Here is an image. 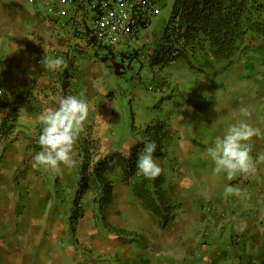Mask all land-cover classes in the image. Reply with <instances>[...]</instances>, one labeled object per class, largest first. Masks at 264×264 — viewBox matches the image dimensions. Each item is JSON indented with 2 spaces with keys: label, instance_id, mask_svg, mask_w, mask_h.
Listing matches in <instances>:
<instances>
[{
  "label": "crops",
  "instance_id": "0c3cea01",
  "mask_svg": "<svg viewBox=\"0 0 264 264\" xmlns=\"http://www.w3.org/2000/svg\"><path fill=\"white\" fill-rule=\"evenodd\" d=\"M259 1L263 11L257 23L258 31L250 33L235 53L238 67L229 79L230 83L238 79L235 87L241 93L230 100L225 89L220 93L219 84L206 80L203 93L197 92L186 100L168 124L163 121L172 135L165 157L159 163L167 177L166 186L179 205L176 216L182 217V229L190 235L187 241L180 245L173 242L167 225L178 226L175 219L165 226V232L159 233L161 236H151L153 223L146 220L157 221L141 207L120 175L116 178L111 221L138 235L144 233L139 236L146 239L144 264H159V258L161 264H264V164L257 165L254 174H238L228 180L224 174L213 176L214 164L206 153L214 138L237 119L260 129V134L250 141L252 155L264 152V0ZM23 2L0 0V128L3 123L14 125L7 132L0 129V264H96L117 247L129 248L123 252L128 256L134 251V242L124 244L105 231L91 202V193L82 199L83 218L71 229L70 201L78 187L82 162L79 143L75 145V166L61 165L59 170H50V176L44 177L43 173L49 169L33 167V157L41 146L36 141L26 142L17 132L21 108L27 111L35 103L42 113L45 108L55 106L60 96L77 95L72 84L79 77V70L81 73L77 59L84 49L77 39L85 43L75 24L65 22V18L58 19L56 0L49 1L46 14L29 11ZM24 20L33 27L29 29ZM43 46L50 56H63L68 67L54 72L43 68ZM127 47L128 51L121 55H139L137 50L128 53L132 48L130 44ZM243 72L246 74L242 77ZM225 81L228 83L227 78ZM92 94L91 97L88 92L81 95L89 101V109H94L100 117L112 109L103 100L95 103ZM207 95L213 98L211 102L203 98ZM241 104L248 109V116L234 117V111ZM204 107H207L206 115L200 120L199 113ZM14 109L17 110L15 118L11 117ZM219 116L223 124L211 127ZM153 121L161 120L145 125ZM191 132L196 141L190 138ZM93 134L98 141L97 159L114 152L128 155L143 140L141 134L134 133L122 147L121 141H109L103 151L105 138L99 126ZM194 162L203 166L199 169L202 172H196L192 167ZM226 185L239 186L242 191L246 190V196H226ZM223 232H230L229 242L221 241Z\"/></svg>",
  "mask_w": 264,
  "mask_h": 264
},
{
  "label": "rangeland",
  "instance_id": "374dc122",
  "mask_svg": "<svg viewBox=\"0 0 264 264\" xmlns=\"http://www.w3.org/2000/svg\"><path fill=\"white\" fill-rule=\"evenodd\" d=\"M18 1L21 0H12V2ZM24 1V8L29 11L38 10L46 14L50 0ZM174 2L175 0H158L155 4V11L150 18L149 26L146 29H140L136 39L130 42L123 41L118 47L117 52L119 55L112 59L117 64L122 63L121 53L123 54L128 51L129 48L127 44H130L132 48L128 53H132L134 50L139 52L138 56L129 57V59L125 61L126 64L120 68V74L118 75L115 74V69H112L113 62L111 59L108 60L107 63L101 61V58L107 54L105 48H100L99 46L88 48L86 43L80 38L77 39L80 46L84 47V49L83 54L79 55L77 59L81 73L79 70V77H77L75 83L72 84L74 93L81 96L84 92H88L90 97L91 94L94 93V96L92 94V100H95V103L103 100L112 107V109H109L107 113L103 114L101 117L94 109H90L88 119L83 129L92 128L95 132L97 126H99L101 134L105 138L103 141L104 144H102L103 151L107 149L106 144L109 141H121L120 147H122V143L127 141L129 136L134 133L135 136L139 135L140 128L146 127L145 123L149 121L161 120L168 124L169 119L177 115L178 108H180L186 100L197 92L203 93L202 86L206 80L212 82V84H219L221 86L220 93L225 89L227 92L226 96L230 100L236 98L237 95L241 93V91L235 87V84L238 83V79H236V81H231V83L229 80L233 77L234 73H236L235 68L238 67L235 54L228 60L212 61L209 59V50L208 52H206V50L198 52L196 59H191L190 63L181 58L164 68L158 66L151 67L149 65L148 49L153 47V43L162 36L170 19ZM24 23L30 27L29 29L33 27L32 23H27L25 20ZM31 33H33V31ZM146 38L149 40L148 42ZM149 51L152 52V49ZM95 52H97L98 56ZM84 74L85 77L83 76ZM240 74H244L242 75L243 77L246 72ZM213 77L216 80L214 79V81H211ZM226 78L228 83L225 81ZM239 78H241L240 75ZM61 82L64 83V79H62ZM91 90L94 91L91 92ZM108 94L109 96L107 97ZM203 98L208 99L209 102L213 99L208 95L203 96ZM206 111L207 107L202 108V112L199 113L200 120L206 115ZM40 114L41 112L35 103L30 105L27 111L25 110L23 113H18V121L16 123L17 132L18 134L21 133L20 135L24 137L26 142L36 141L37 144H39L38 137L42 128L38 119ZM187 116L190 115L187 114ZM189 136L193 141H196L192 132ZM16 141L17 140L12 142L16 143ZM207 159L208 157L206 156V160ZM193 165L192 167L196 169V172H202L199 171V169L203 166L197 165V162H194ZM1 168L2 164L0 163V169ZM39 172L41 173V169ZM43 176H50V170L43 173ZM79 179L80 176L78 175L77 184ZM76 190L77 187L75 188V191ZM75 191L72 193L73 195ZM128 200L129 199H127V201ZM70 202H72V200ZM174 219L179 222V225L171 226L170 224L167 225V229L168 232L170 230L172 234L173 242L176 243V245H180L187 241L190 235H187L182 229L180 222L182 217L178 215L175 216ZM146 221L149 224L153 223L152 234L150 233L151 236H161L162 234L159 233L165 232L166 227L162 228L154 220L148 218ZM123 225L126 226L127 224L123 223ZM141 235L144 236V233ZM229 238L230 232H225L224 238H222L221 241L229 242ZM145 240V238L137 239L134 242L135 246L132 248L134 251H131V254L128 255L131 259L134 258L135 262L131 261L130 258L128 259V256L123 254L124 250L128 252L129 248L122 250V248L118 249L117 247L115 251H111L109 255L97 260L96 264H144L142 258L146 245ZM112 241H116V238H113ZM157 262L161 264L162 259H157Z\"/></svg>",
  "mask_w": 264,
  "mask_h": 264
},
{
  "label": "trees",
  "instance_id": "16d2710c",
  "mask_svg": "<svg viewBox=\"0 0 264 264\" xmlns=\"http://www.w3.org/2000/svg\"><path fill=\"white\" fill-rule=\"evenodd\" d=\"M262 11L263 4L259 0H175L162 36L153 43L149 65L164 68L181 58L190 63L191 59H196L198 52L206 50H209L208 54L213 61L228 60L243 46L250 33L258 31L257 23L261 21ZM70 15L64 17L65 22H72L73 14ZM76 33L80 34L78 31ZM86 33H82L83 36H87L88 31ZM88 45L102 47L92 38L88 40ZM109 56L111 53L105 54L101 61L107 63L112 60L113 57ZM126 58L129 59L126 54L121 56V64L112 60L115 74H120V68L126 64ZM11 117H17L16 109L12 111ZM13 128L14 125L3 123L0 129L7 132ZM139 133L143 140L136 144L128 155L114 152L101 159H97L98 141L92 128L80 133L77 142L82 162L78 187L71 199L72 230L84 216L82 199L91 193V202L95 205L100 224L106 232L124 244H131L140 239L141 235L133 230L121 228L111 221L113 190L118 175L141 207L153 216L159 226L164 228L174 220L179 205L166 186L164 173L154 180L135 175L138 155L144 144L155 140L158 147L154 156L160 160L165 157L166 145L172 133L163 121L148 124L140 128Z\"/></svg>",
  "mask_w": 264,
  "mask_h": 264
},
{
  "label": "clouds",
  "instance_id": "9594fccd",
  "mask_svg": "<svg viewBox=\"0 0 264 264\" xmlns=\"http://www.w3.org/2000/svg\"><path fill=\"white\" fill-rule=\"evenodd\" d=\"M43 48L45 53L41 61L43 68L54 72L68 67L63 56H50L47 48L44 46ZM89 110L87 98L68 94L60 96L55 106L47 107L42 111L38 117L42 125L39 135L41 150L33 157V167H44L57 171L61 165L67 168L75 166V145L84 129ZM24 111V108L20 109V113ZM215 111L218 112L217 107ZM248 114V109L241 104L234 111L233 116L246 117ZM221 124H223V118L219 116L211 127L215 128ZM259 134L260 129L237 119L225 128L222 135H217L206 147L207 156L214 164L213 176L219 177L224 174L228 180H232L238 174H254L257 165L264 164V152L258 153L255 157L252 155L250 141ZM144 145L138 155L135 175L154 180L159 178L163 172L159 159L154 156L158 145L155 140ZM224 194L244 198L246 190L242 191L239 186L226 185Z\"/></svg>",
  "mask_w": 264,
  "mask_h": 264
},
{
  "label": "built area",
  "instance_id": "2783aa9c",
  "mask_svg": "<svg viewBox=\"0 0 264 264\" xmlns=\"http://www.w3.org/2000/svg\"><path fill=\"white\" fill-rule=\"evenodd\" d=\"M56 1L59 8L56 14L59 18L63 19L73 14L72 23L79 27L81 33L88 31V35L86 36V33L83 36L86 46L92 47L88 45V40L92 38L106 49L108 55L111 53L109 57L114 59L119 55L117 49L123 41L127 39L133 41L140 29L149 26L158 0ZM146 40L149 41L147 38Z\"/></svg>",
  "mask_w": 264,
  "mask_h": 264
}]
</instances>
